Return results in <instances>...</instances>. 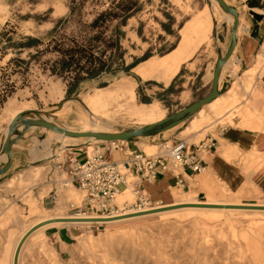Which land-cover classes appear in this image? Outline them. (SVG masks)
<instances>
[{
	"label": "rangeland",
	"instance_id": "374dc122",
	"mask_svg": "<svg viewBox=\"0 0 264 264\" xmlns=\"http://www.w3.org/2000/svg\"><path fill=\"white\" fill-rule=\"evenodd\" d=\"M81 1L84 2L82 9L71 13L72 6ZM114 1L118 0H0V96L4 95V101L0 98V113L7 100L15 96L19 101L33 102V109L37 111L28 114L30 117L41 115L68 129L79 131L83 130L86 119L89 120L88 130H99V126L91 123L97 118L106 127V132H122L160 120L210 93L212 81H206L204 76L214 69L219 51L224 52L231 38L232 24L226 14L221 9L215 10L212 0H137L127 24L119 28L125 31L121 40L125 66L146 55L160 56L170 51L180 39V29L205 6L209 8L212 18L211 49L200 51L197 60H190H196L194 65H184L168 86L155 79H143L133 68L130 72L121 71L115 76L104 75L100 79L84 82L77 93L68 95L67 84L59 76L51 75L48 69L47 62L56 58V53L39 55L38 50L47 46L48 34L59 22L63 21L60 33L78 36L82 23L91 22ZM258 1L261 5L256 12L262 14L263 18H256L245 6L239 11L244 25L251 26L253 21H261L264 25V0ZM118 23L117 19L112 22L105 35L107 43ZM240 35L245 36V31L241 30ZM30 39H42L44 44L22 46ZM260 50L261 47L248 66L238 63L239 59L234 55L230 61L238 69L234 74L233 65L224 68L221 93L230 87L237 75L252 65ZM262 62L264 57L259 61L258 68ZM254 71H257L256 67ZM127 80L133 81L136 91L133 111L142 104L158 102L161 112L152 115V107L144 108L142 112L148 117L141 119L128 111L125 99L96 110L88 107L86 99L97 88H117L119 82ZM104 83L107 85L102 86ZM57 84L62 95L60 100L50 97V87ZM251 89L252 85L249 84L248 92ZM226 112L231 113V123L242 120L238 111L206 106L200 112V121L195 127L198 133L205 131L203 135L208 132L204 137L194 138L184 131L192 116L160 135L136 139L135 145L150 153L166 141L172 143L185 139L193 144L218 137L222 128L231 126L224 125ZM197 117L198 114L193 119ZM6 127V122L0 125V146L5 139ZM36 129L16 143L17 166L0 180V264L13 263L20 238L36 222L78 213L94 215L85 212L86 207L81 202L83 192L63 184L66 182L63 179H69L65 168L73 150L82 148L92 152L96 145L114 146L111 142L88 138H58L47 128ZM48 138L51 153L35 159L31 149L37 141L43 142ZM87 143H92L91 148ZM83 150L80 153H84ZM3 160L5 158L0 156V162ZM59 163H65L64 169L58 167ZM250 163L257 169L258 177H264V151H254ZM38 165L49 167L42 173L41 169L38 170L39 174L35 175L30 168ZM132 180L129 175L131 184ZM258 187L250 195H232L238 198L236 201L239 203L263 205L264 192ZM180 191L182 196L178 201L191 200L182 189ZM232 195L222 190L218 197L197 195L195 200L232 201L229 199ZM135 200L136 195L130 192L129 197L125 194L119 199L121 204L118 205L123 208L126 201L132 203ZM65 225L71 230V238L63 242L56 240L51 235L52 230ZM19 264H264V211L184 209L111 224L52 225L34 232L28 238L22 248Z\"/></svg>",
	"mask_w": 264,
	"mask_h": 264
},
{
	"label": "crops",
	"instance_id": "0c3cea01",
	"mask_svg": "<svg viewBox=\"0 0 264 264\" xmlns=\"http://www.w3.org/2000/svg\"><path fill=\"white\" fill-rule=\"evenodd\" d=\"M176 1L179 2L180 0ZM227 1L230 4L236 6L240 12L242 11V8L248 6V9L253 13L254 10L255 12L258 11V7L261 5V2L258 0ZM250 1H256L259 3V5L250 6ZM213 5L214 9L218 10L214 4V1ZM61 11L59 14H61ZM225 14L228 18V21L230 22L227 13ZM241 19L242 17L240 15L238 45L230 60H232L235 55L239 59L238 63L248 66L254 58L255 53L259 50V47H261V50L258 52L252 65L246 68L241 75H237V78L232 82L230 87H228L217 99L206 106H211L212 109L221 108L223 110L225 109V111H228V109L238 111L241 113L240 116H242V120L239 119L235 123H231L229 120L231 113L226 112L224 117V120H226L225 124H229L231 126L222 128L220 130L219 136L214 137L216 142L215 148L204 156V161L207 165L206 171L193 173L191 170H185L178 174L175 173L174 170L169 169L164 172V174H161L156 181H145L143 184V191L155 201L161 200L164 204L166 203V205L180 202H198L195 200L197 199V195L205 198L208 196L215 198L222 194V190L227 195H232L234 193H238L239 195H250V192L254 191L258 186V188L262 189L264 192V177H258L257 169L252 167V164L250 163L251 158L254 155V151H264V62H262L258 68L259 61L264 57V25L261 23V21H253L254 24L251 26L244 25ZM241 30L245 31V36L243 37L240 35ZM211 31V13L209 8L205 6L196 17L188 20L186 24L180 29L181 36L174 48L163 55L150 56L148 59L140 62L136 67H134L133 70L145 80L155 79L168 86L171 84L176 75H178L184 65H194L195 61L197 60V54L200 51H208L211 49ZM230 40L231 38L229 39L224 52L227 50ZM261 56L262 58L260 59ZM193 58L196 60L194 62H190V60ZM230 60L224 65L223 70L226 66L231 64L234 67L233 73L236 74L238 67H235L234 63H232ZM255 67L257 68L256 72L254 71ZM212 77L213 70L208 71L204 76L206 81H212ZM118 84H120V86L117 88H97V91L86 99L88 107L91 108V110H96V108L100 106H110L111 104L113 105L118 103L120 100L125 99L128 111L131 114L140 117L141 119L148 117L147 114L142 112L144 108L152 107V115H154L155 112H161L162 108L158 102L147 105L142 104V107H138L136 111H133V107L136 105V91L133 81H121ZM249 84L252 85L250 92L247 90ZM49 91L51 98L59 100L62 98V95H60L58 90V84L56 86L50 87ZM62 93H64V91H62ZM33 108H35V106L32 101L23 102L19 101L15 96L10 97L3 107L2 113H0V125L4 122L7 123L5 134L9 124L18 113L26 109ZM200 112L197 113V118L193 119V116L190 119L189 126L184 130L194 138L204 137L208 133L207 132L203 135L205 131L198 133V130L196 131L195 129L200 121ZM155 121H149L146 122V124ZM36 128L41 127L30 128L25 134L24 138H26V136H28L30 133L35 132L37 130ZM49 131L58 138H64L60 137V135L50 129ZM24 138L20 140H23ZM43 142L37 141L34 145V147L39 151L37 156L34 155L35 148L33 147L31 149L35 159H39L51 153L49 150L50 138ZM135 144V141L127 143L129 152L143 150L139 145L137 146ZM15 146L17 145L15 144L14 147ZM99 146L103 151H106L107 155L113 161L118 162L125 159L124 154L119 149H114L111 152L109 150L111 149L110 145ZM14 147L13 165L10 170L17 166L16 163L18 161V156L16 155L18 151L15 150ZM83 151L84 153L76 152L79 155L80 161H84L86 159L85 150ZM4 156L5 155H2L1 157L5 158ZM46 167L49 166H32L30 170L35 175H37L40 172L38 170L41 169L42 173ZM181 189L185 192L187 198H191V200L178 201L182 196L180 191ZM229 199L232 201L219 200L213 202L244 204V202L239 203L236 201L238 198L235 199L233 195ZM51 235L56 240H62L63 242L64 240L71 238V230L68 228V225L63 227H55L52 230Z\"/></svg>",
	"mask_w": 264,
	"mask_h": 264
},
{
	"label": "built area",
	"instance_id": "2783aa9c",
	"mask_svg": "<svg viewBox=\"0 0 264 264\" xmlns=\"http://www.w3.org/2000/svg\"><path fill=\"white\" fill-rule=\"evenodd\" d=\"M111 143L114 146L109 150L112 152L119 149L125 156L124 160L113 161L106 151L96 145L91 154L88 150L85 151L84 161H80L76 153L83 149L73 150L65 168L69 175V179L65 180V186L72 185L81 190L85 212H92L101 217H115L126 212H142L161 206L163 203L161 200L155 201L143 191L144 182L156 181L169 169L178 174L185 170H191L193 173L206 171L204 156L216 145L213 137L193 144H189L185 139H179L172 143L168 141L161 143L155 152L147 153L144 150L129 152L127 144L123 141ZM58 167L64 169L65 163H59ZM129 175L133 178L132 189L136 200L132 203L126 201L123 208H120L116 199L129 188L127 182Z\"/></svg>",
	"mask_w": 264,
	"mask_h": 264
},
{
	"label": "trees",
	"instance_id": "16d2710c",
	"mask_svg": "<svg viewBox=\"0 0 264 264\" xmlns=\"http://www.w3.org/2000/svg\"><path fill=\"white\" fill-rule=\"evenodd\" d=\"M137 3V0L114 1L113 5L98 13L91 22L82 23L81 34L78 36L60 33L63 21L56 24L49 32V42L45 48L38 50V54L56 53V58L47 62L48 69L51 75L59 76L67 84L68 95L77 93L84 82L100 79L104 75L115 76L121 71L130 72L136 65L151 56L146 55L127 66L124 65L121 40L125 36V31L119 28L127 24ZM83 5V1L73 5L71 13L82 9ZM258 5V2L250 1V6ZM116 19L119 23L107 43L105 35ZM42 44H44L42 39H30L22 46L31 47ZM106 85L102 84V86ZM0 98L4 101V95Z\"/></svg>",
	"mask_w": 264,
	"mask_h": 264
},
{
	"label": "water",
	"instance_id": "95a60500",
	"mask_svg": "<svg viewBox=\"0 0 264 264\" xmlns=\"http://www.w3.org/2000/svg\"><path fill=\"white\" fill-rule=\"evenodd\" d=\"M218 1L222 10L234 17L231 28V40L230 44L225 52L219 51L218 58L216 60L213 77H212V89L210 93L204 98L190 104L189 106L182 108L163 119L149 123L138 128H134L122 132H104V131H82V130H70L64 126H61L50 119L44 118L41 115L38 117H30L28 114L34 113L36 109H26L18 113L8 126V131L5 135V139L0 146V156L5 155L6 159L0 162V180L13 165V147L18 140L24 137L27 131L33 127H44L50 129L54 132L64 134L70 137L76 138H95L100 141L117 142L126 141L133 142L138 138L156 136L163 133L171 128L178 126L179 124L185 122L194 116L205 104L214 100L218 95H220V78L222 75V70L224 65L233 56L236 47L238 45V30L240 25V12L238 8L230 4L227 0H216ZM256 18L262 19L263 15L253 11ZM49 202V199H48ZM181 207H197V208H255L252 206H240V205H224L219 203H186L180 205H172L165 207L163 209H153L152 212H158L162 210L175 209ZM264 209V207H262ZM150 211H142L137 213H131L132 216H138ZM128 216L121 215L117 217ZM112 217V218H117ZM106 219V218H105ZM37 228V226L29 229L25 235L21 238L14 255V264H19V256L22 246L29 235Z\"/></svg>",
	"mask_w": 264,
	"mask_h": 264
},
{
	"label": "bare ground",
	"instance_id": "6f19581e",
	"mask_svg": "<svg viewBox=\"0 0 264 264\" xmlns=\"http://www.w3.org/2000/svg\"><path fill=\"white\" fill-rule=\"evenodd\" d=\"M214 1V4L215 6L218 8V9H221L222 8L220 7L218 1L216 0H213ZM223 11V10H222ZM226 13V12H225ZM228 17H229V20L230 22L232 23L233 22V19L234 17L230 14H228ZM240 26V25H239ZM234 68V67H233ZM222 93H220L221 95ZM220 95H218L215 99H217ZM214 99V100H215ZM214 100H212L211 102H213ZM211 102L207 103V104H210ZM207 104H205L204 106H206ZM203 106V107H204ZM203 107L197 112L199 113ZM196 113V114H197ZM195 114V115H196ZM194 115V116H195ZM50 119V118H48ZM163 119V118H162ZM51 120V119H50ZM161 120V119H160ZM159 121V120H158ZM156 122V121H155ZM88 123H89V120L86 119L85 120V125L83 126V130L82 131H88L87 129V126H88ZM92 124H95L97 126L100 127L99 130H93V131H104L106 132V127L102 126V124L98 121L97 118H95V122H91ZM153 123V122H151ZM149 124V123H148ZM226 125V124H225ZM71 130V129H70ZM8 131V129H7ZM7 133V132H6ZM57 133V132H56ZM58 135H60V137H64L66 139H79V138H76V137H70V136H66L64 134H60V133H57ZM89 140H93V141H100V140H97L95 138H89ZM102 142V141H101ZM103 142H107V141H103ZM123 142H126V141H123ZM45 143V142H43ZM114 143V142H113ZM40 145V144H39ZM91 145L92 143H87V146L89 148H91ZM157 145H155L156 147ZM39 147V146H38ZM35 148V147H34ZM32 151V150H31ZM41 151V150H40ZM94 151V150H93ZM92 151V152H93ZM38 149L35 148L34 149V155H38ZM92 152H89L90 154ZM149 153V152H148ZM152 153V152H150ZM35 156V157H36ZM6 158V156H4ZM65 179H63V181H65ZM128 182V185H129V188H127L125 191H123L122 193H120L118 196H117V199H116V202L119 203V199L123 196V195H127V197H129L130 195V192H132L134 195V191L132 189V184L127 180ZM65 182H63L64 184ZM65 185V184H64ZM74 186L72 185H67V188H72ZM82 199H83V196H82ZM82 199H81V202H82ZM124 201V200H123ZM186 203H214V202H180V203H175V204H170V205H161V206H158L156 208H152V209H148L146 211H150V210H153V209H163L165 207H169V206H172V205H180V204H186ZM238 203V202H237ZM121 204V203H119ZM219 204H224V205H240V206H252V207H255V208H245V209H236V208H197V207H181V208H175V209H168V210H162V211H158V212H146L144 214H141V215H138V216H132L130 215L131 213H137V212H126L124 214H121V215H128V216H122V217H117V218H112V217H101V216H96V215H91V214H86V213H78V214H75V215H65V216H57V217H48V218H45L43 220H40L39 222H36L34 225H32L29 229H31L32 227L34 226H37V228L29 235V237L34 233V232H37L38 230L42 229V228H45V227H48V226H52V225H57V224H91V223H108V224H111V223H117V222H120V221H124V220H129V219H135V218H140V217H146V216H150V215H156V214H162V213H167V212H171V211H177V210H184V209H189V210H194V209H200V210H257V211H264V209L262 207H264V204H236V203H219ZM120 215V216H121ZM106 218V219H105ZM28 229V230H29ZM27 230V231H28ZM26 231V232H27ZM25 232V233H26ZM25 233L22 235V237L25 235ZM21 237V238H22ZM28 237V238H29ZM20 238V240H21ZM28 238L26 239V241L28 240ZM19 240V242H20ZM25 241V242H26ZM18 242V244H19ZM24 242V244H25ZM23 244V246H24ZM18 246V245H17ZM22 246V248H23ZM17 249V247H16ZM16 251V250H15ZM22 251V249H21ZM21 254V252H20ZM15 255V253H14ZM19 259H20V256H19ZM13 264H14V257H13Z\"/></svg>",
	"mask_w": 264,
	"mask_h": 264
}]
</instances>
